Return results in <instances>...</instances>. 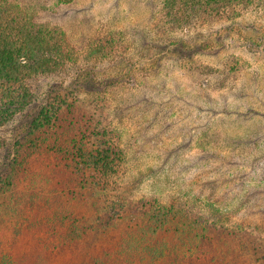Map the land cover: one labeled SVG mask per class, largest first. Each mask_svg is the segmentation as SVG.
<instances>
[{
	"label": "rangeland",
	"instance_id": "rangeland-1",
	"mask_svg": "<svg viewBox=\"0 0 264 264\" xmlns=\"http://www.w3.org/2000/svg\"><path fill=\"white\" fill-rule=\"evenodd\" d=\"M138 1L81 0L76 13L80 23L72 17L73 25L64 26L70 41L83 45L101 24L121 29L132 49H137L134 38L139 43L138 37L150 32L155 10ZM219 25L210 26L209 41L214 47L197 50L193 57L220 70L226 58L232 63L234 58L240 59L241 77L235 85L229 81L219 88L221 72L218 76L199 74L186 62L168 56L160 59L155 52L140 58L139 49L131 50L134 66L105 62L95 69L96 87L87 75L85 81L94 92L67 82L64 85L75 89V97L82 100L96 102L95 95L102 93L104 112L111 114L122 133L121 148L128 161L123 165L127 192L117 193L121 203L128 205L130 187L137 197L190 198L197 201L196 210L210 218L220 217L221 212L232 223L264 228V21L250 33L245 28L226 31L224 39L216 34ZM190 31L180 32L187 45H203L195 35L208 31ZM116 73L120 78H111ZM34 111L29 108L27 118L14 119L0 128L6 141L0 147V181L7 179L0 185V264H148L151 258L128 249L127 243L129 233L142 221L119 210L118 205L119 215L110 217L114 224L109 231L87 229L70 239L73 228L64 219L79 218L81 222L93 215L88 191L101 180L91 171L74 174L65 152L54 149L55 144L65 147L71 137L77 139L81 124L68 128L63 120L54 125L43 123L35 131L36 142L26 143L22 138L26 121ZM71 112L84 115L83 110ZM66 118L67 114L62 119ZM205 131L208 137L199 139ZM198 141L204 146H197ZM256 183L260 193L254 196L257 193L245 189ZM102 196V205L117 199ZM165 258L154 264H174L173 256Z\"/></svg>",
	"mask_w": 264,
	"mask_h": 264
},
{
	"label": "trees",
	"instance_id": "trees-1",
	"mask_svg": "<svg viewBox=\"0 0 264 264\" xmlns=\"http://www.w3.org/2000/svg\"><path fill=\"white\" fill-rule=\"evenodd\" d=\"M80 1L0 0V128L14 119L27 118L26 110L34 108V116L26 121V132L22 137L32 145L36 142L33 139L35 131L43 123L54 125L63 120L68 128L70 125L78 128L81 124L82 131L77 139L71 137L64 142L65 147L55 144L54 149L65 152L63 157L74 174L91 171L101 180L88 191L93 215L81 222L79 218L64 219L73 228L70 239H76L87 229L109 231L114 224L110 217L119 215L117 211L121 210L142 221V225L129 233L127 243L128 249L148 255L151 258L148 264L167 259L166 255L175 258L174 264H264V228L232 223L231 218L224 217L221 212L220 217L210 218L196 210L197 201L190 198L164 201L157 197H137L130 187L128 205L121 203L118 194L127 192L123 186V165L126 166L128 161L126 151L121 148L122 133L111 114L104 112L102 93L95 95L96 102L88 98L82 100L75 97V89L64 85L67 82L94 92L85 81L87 75L92 87H96L98 82L94 73L99 66L105 62L112 66L124 62L134 66L136 61L131 50L138 49L140 58L155 52L160 59L168 56L186 62L185 65L199 74L217 73L218 76L221 72L219 88L229 81L235 85L241 77L240 59L234 58L232 63L226 58L221 61L224 64L220 70L204 62L200 64L193 56L197 50L214 47L209 41V32L215 22L221 24L215 28L219 38L224 39L226 31L235 32L241 28L250 33L256 24L264 21V0H139L138 3H147L155 10L151 15L150 32L141 34L139 43L134 38L137 49H132L121 29L101 25L98 19L96 22L100 27L86 36L83 45L76 46L70 41L65 27L73 25L72 17L80 23L76 17ZM242 19L249 22L244 23ZM199 28L208 31L198 33L199 37L195 35L203 45L188 46L185 35L180 32L185 29L193 32ZM150 33H154L153 37ZM111 78H120L119 73ZM39 100L42 103L36 104ZM73 110H83L84 115H75ZM65 114L67 118L62 119ZM121 118L118 117L119 122ZM207 132L199 139L208 137ZM4 145L6 141L0 136V147ZM197 146L204 145L198 141ZM5 183L7 179L0 181V185ZM256 184L245 190L249 189L257 196L260 186ZM102 195H106L105 199H117L102 205ZM251 199L253 196L246 201ZM117 205L119 210L115 208Z\"/></svg>",
	"mask_w": 264,
	"mask_h": 264
}]
</instances>
